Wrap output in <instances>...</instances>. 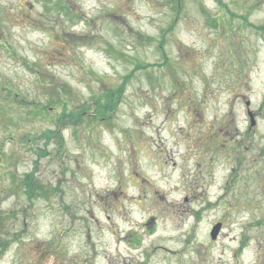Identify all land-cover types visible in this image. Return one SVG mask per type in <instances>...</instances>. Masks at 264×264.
Masks as SVG:
<instances>
[{
    "label": "rangeland",
    "instance_id": "obj_1",
    "mask_svg": "<svg viewBox=\"0 0 264 264\" xmlns=\"http://www.w3.org/2000/svg\"><path fill=\"white\" fill-rule=\"evenodd\" d=\"M0 264H264V0H0Z\"/></svg>",
    "mask_w": 264,
    "mask_h": 264
},
{
    "label": "water",
    "instance_id": "obj_2",
    "mask_svg": "<svg viewBox=\"0 0 264 264\" xmlns=\"http://www.w3.org/2000/svg\"><path fill=\"white\" fill-rule=\"evenodd\" d=\"M250 118H251V124H252V117H251V114H250ZM219 229H220V224H216V225L212 228V230H211V232H210V238H211V239H215V238H216V236H217V234H218V232H219Z\"/></svg>",
    "mask_w": 264,
    "mask_h": 264
},
{
    "label": "bare ground",
    "instance_id": "obj_3",
    "mask_svg": "<svg viewBox=\"0 0 264 264\" xmlns=\"http://www.w3.org/2000/svg\"><path fill=\"white\" fill-rule=\"evenodd\" d=\"M170 239V238H169Z\"/></svg>",
    "mask_w": 264,
    "mask_h": 264
}]
</instances>
